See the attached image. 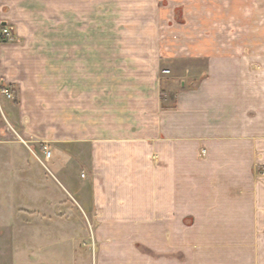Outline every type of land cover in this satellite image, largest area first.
<instances>
[{"label": "crops", "instance_id": "0c3cea01", "mask_svg": "<svg viewBox=\"0 0 264 264\" xmlns=\"http://www.w3.org/2000/svg\"><path fill=\"white\" fill-rule=\"evenodd\" d=\"M70 15L45 86L37 46L0 44V93L20 100L1 109L37 151L28 196L84 215L92 264H264V0H215L209 28L166 22L117 44L78 42ZM0 258L14 264L12 247Z\"/></svg>", "mask_w": 264, "mask_h": 264}, {"label": "rangeland", "instance_id": "374dc122", "mask_svg": "<svg viewBox=\"0 0 264 264\" xmlns=\"http://www.w3.org/2000/svg\"><path fill=\"white\" fill-rule=\"evenodd\" d=\"M70 11L77 13V19H73L79 27L78 42L87 39L97 45L117 44L129 42L148 28L157 31V24L164 31L161 25L166 22L184 26L191 32L203 28L204 23L209 28L208 25H214L215 0H0V32L2 28L9 32L0 38V44L37 46L40 51L29 54L32 72L38 73L41 83L45 81L42 79L46 71L52 75L55 44H70ZM61 19L63 31L68 29L63 36L57 29ZM2 21H6L5 26L1 25ZM194 72L198 73L197 67ZM19 102L16 95L0 93V247L9 253L12 247L14 264H92L93 232L84 215L77 208L64 213L65 216L58 213V208L43 213L40 207L44 196H28L24 190L27 183L24 172L28 166L31 172H37L38 160L33 153L37 151L18 128L21 126L14 123V116L12 121L2 111L5 104L19 110ZM40 167L45 174L47 192L69 199L61 182L44 166ZM38 182L36 179L32 185L37 186ZM54 198L48 196L47 201ZM75 238L77 252L72 248Z\"/></svg>", "mask_w": 264, "mask_h": 264}, {"label": "built area", "instance_id": "2783aa9c", "mask_svg": "<svg viewBox=\"0 0 264 264\" xmlns=\"http://www.w3.org/2000/svg\"><path fill=\"white\" fill-rule=\"evenodd\" d=\"M3 26V25H2ZM1 35L3 36H8L9 35V32L7 29L5 28H2L1 32H0ZM3 92H6V91H3ZM51 155V151L45 146L44 147V156H45V160H47Z\"/></svg>", "mask_w": 264, "mask_h": 264}, {"label": "water", "instance_id": "95a60500", "mask_svg": "<svg viewBox=\"0 0 264 264\" xmlns=\"http://www.w3.org/2000/svg\"><path fill=\"white\" fill-rule=\"evenodd\" d=\"M1 25H5V22H2Z\"/></svg>", "mask_w": 264, "mask_h": 264}]
</instances>
